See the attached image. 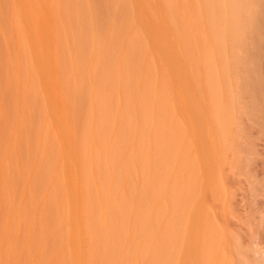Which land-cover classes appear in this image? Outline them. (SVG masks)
Returning a JSON list of instances; mask_svg holds the SVG:
<instances>
[{"label": "rangeland", "instance_id": "obj_1", "mask_svg": "<svg viewBox=\"0 0 264 264\" xmlns=\"http://www.w3.org/2000/svg\"><path fill=\"white\" fill-rule=\"evenodd\" d=\"M132 2L0 0V264H139Z\"/></svg>", "mask_w": 264, "mask_h": 264}, {"label": "bare ground", "instance_id": "obj_2", "mask_svg": "<svg viewBox=\"0 0 264 264\" xmlns=\"http://www.w3.org/2000/svg\"><path fill=\"white\" fill-rule=\"evenodd\" d=\"M131 12L138 263L264 264V0H133Z\"/></svg>", "mask_w": 264, "mask_h": 264}]
</instances>
